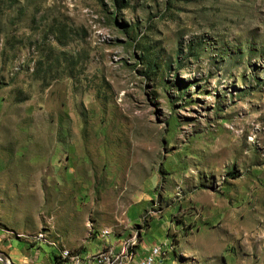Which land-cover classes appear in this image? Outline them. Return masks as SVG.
I'll return each instance as SVG.
<instances>
[{
	"label": "rangeland",
	"instance_id": "1",
	"mask_svg": "<svg viewBox=\"0 0 264 264\" xmlns=\"http://www.w3.org/2000/svg\"><path fill=\"white\" fill-rule=\"evenodd\" d=\"M104 242L264 264V0H0V264Z\"/></svg>",
	"mask_w": 264,
	"mask_h": 264
},
{
	"label": "bare ground",
	"instance_id": "2",
	"mask_svg": "<svg viewBox=\"0 0 264 264\" xmlns=\"http://www.w3.org/2000/svg\"><path fill=\"white\" fill-rule=\"evenodd\" d=\"M104 236L109 235L108 231L103 233ZM131 246V245H130ZM133 247V246H132ZM133 249V248H132ZM129 248L128 244L124 245L118 251L113 249H106L103 251H99L97 254L93 255L92 263L93 264H102V258H105V263L103 264H136V255L134 250ZM168 251V248L165 243L161 242V247L159 249V259ZM101 255V258H100ZM64 258L73 259L74 261L78 260V255L72 251H64L63 253ZM10 264V262H8Z\"/></svg>",
	"mask_w": 264,
	"mask_h": 264
},
{
	"label": "crops",
	"instance_id": "3",
	"mask_svg": "<svg viewBox=\"0 0 264 264\" xmlns=\"http://www.w3.org/2000/svg\"><path fill=\"white\" fill-rule=\"evenodd\" d=\"M106 241V240H105ZM125 243V240H121V244L118 246L119 248L123 245ZM109 246H112V247H114L115 245H111V244H107L106 242H104V244H103V246L101 247V248H99L95 253H85V251H81L80 252V254H81V256H82V264H91L88 260H87V257L88 256H93V255H95L96 253H98L100 250H102L103 248H105V247H109ZM116 248V247H115ZM32 250V252H35L34 251V249H31ZM147 250V248L145 249V250H141V253H140V255H138L137 254V250H136V257H142L144 254H145V251ZM43 252H45V251H43ZM48 254V253H47ZM48 257V258H50L51 259V261H50V263H49V261H48V263L49 264H51L52 263V261H55V263L56 264H58V263H61V262H65V261H62L61 259H60V257H58V256H56L55 255V252H53V253H51V254H49V255H45V257ZM37 258H39V257H37ZM37 258H36V260L32 263V264H41V263H39V260H37ZM30 259H31V251H30ZM160 260H162V259H160ZM158 261V262H161V261ZM9 262L11 263V264H13L10 260H9ZM158 262L156 263V264H158ZM70 264H73V263H70ZM93 264V263H92Z\"/></svg>",
	"mask_w": 264,
	"mask_h": 264
},
{
	"label": "built area",
	"instance_id": "4",
	"mask_svg": "<svg viewBox=\"0 0 264 264\" xmlns=\"http://www.w3.org/2000/svg\"><path fill=\"white\" fill-rule=\"evenodd\" d=\"M160 247H161V243L159 242L152 245L150 248H148L145 251V254L142 257H136V264H156L160 260L159 259ZM100 258H101V255H100ZM103 263H105V258H102V264ZM122 264H123V259H122Z\"/></svg>",
	"mask_w": 264,
	"mask_h": 264
},
{
	"label": "water",
	"instance_id": "5",
	"mask_svg": "<svg viewBox=\"0 0 264 264\" xmlns=\"http://www.w3.org/2000/svg\"><path fill=\"white\" fill-rule=\"evenodd\" d=\"M4 263H5V264H8V261L5 260Z\"/></svg>",
	"mask_w": 264,
	"mask_h": 264
}]
</instances>
